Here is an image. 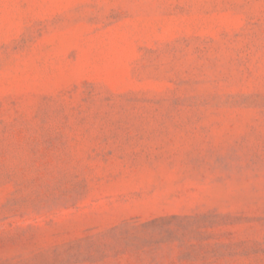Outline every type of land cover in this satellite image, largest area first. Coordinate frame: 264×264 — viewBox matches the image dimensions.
Segmentation results:
<instances>
[{"label":"rangeland","instance_id":"374dc122","mask_svg":"<svg viewBox=\"0 0 264 264\" xmlns=\"http://www.w3.org/2000/svg\"><path fill=\"white\" fill-rule=\"evenodd\" d=\"M0 264H264V0H0Z\"/></svg>","mask_w":264,"mask_h":264}]
</instances>
